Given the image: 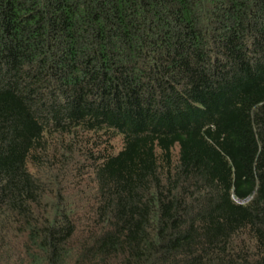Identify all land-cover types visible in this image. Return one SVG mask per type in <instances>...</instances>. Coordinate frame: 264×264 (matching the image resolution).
I'll use <instances>...</instances> for the list:
<instances>
[{
    "label": "trees",
    "instance_id": "1",
    "mask_svg": "<svg viewBox=\"0 0 264 264\" xmlns=\"http://www.w3.org/2000/svg\"><path fill=\"white\" fill-rule=\"evenodd\" d=\"M0 264H264V0H0Z\"/></svg>",
    "mask_w": 264,
    "mask_h": 264
},
{
    "label": "rangeland",
    "instance_id": "2",
    "mask_svg": "<svg viewBox=\"0 0 264 264\" xmlns=\"http://www.w3.org/2000/svg\"><path fill=\"white\" fill-rule=\"evenodd\" d=\"M107 142L115 152L120 148V139L118 137H97L93 134L84 133L80 130H77L75 133L67 136L55 135L49 140L48 159L50 157L57 160L62 155L65 156V159H68L67 172L75 176V180L73 179L71 184L78 188L80 186L85 187L90 185V181L92 179L90 175V168L86 165L88 162L84 158V153L91 152L96 154L97 148H103L105 146L104 144ZM67 147H70L71 151L66 150ZM80 166L84 167H82L81 171L77 173L76 169H79ZM34 171L35 169L32 172L35 173ZM46 171V169L36 170V174L40 179L44 180V178H46L45 174H47ZM55 173L56 172H52L51 174Z\"/></svg>",
    "mask_w": 264,
    "mask_h": 264
}]
</instances>
